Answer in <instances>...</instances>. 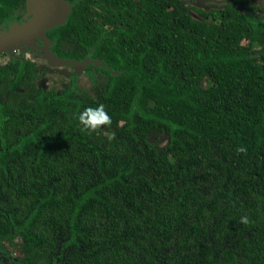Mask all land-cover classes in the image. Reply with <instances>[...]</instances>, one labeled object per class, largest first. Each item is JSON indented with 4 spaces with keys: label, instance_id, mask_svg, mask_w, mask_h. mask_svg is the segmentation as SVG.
Wrapping results in <instances>:
<instances>
[{
    "label": "trees",
    "instance_id": "16d2710c",
    "mask_svg": "<svg viewBox=\"0 0 264 264\" xmlns=\"http://www.w3.org/2000/svg\"><path fill=\"white\" fill-rule=\"evenodd\" d=\"M65 1L47 35L90 59L72 80L0 55L2 255L264 264V18L246 0L200 19L179 0ZM24 2L0 0V32ZM97 105L109 120L85 127Z\"/></svg>",
    "mask_w": 264,
    "mask_h": 264
},
{
    "label": "water",
    "instance_id": "95a60500",
    "mask_svg": "<svg viewBox=\"0 0 264 264\" xmlns=\"http://www.w3.org/2000/svg\"><path fill=\"white\" fill-rule=\"evenodd\" d=\"M48 1L53 4L51 11L45 4L43 10H40L35 5L34 0H28L29 12L33 15L32 19L25 24H14L7 31L0 32V55L10 53L23 46H31L36 39H40L45 42L44 52L52 64L54 63L58 66L66 64L73 65L74 67L79 66L83 70L84 65L88 61L84 63L66 61L50 51V43L46 36V31L65 24L71 10V5L65 0ZM61 9H65V12L62 13Z\"/></svg>",
    "mask_w": 264,
    "mask_h": 264
},
{
    "label": "flooded vegetation",
    "instance_id": "af4514ba",
    "mask_svg": "<svg viewBox=\"0 0 264 264\" xmlns=\"http://www.w3.org/2000/svg\"><path fill=\"white\" fill-rule=\"evenodd\" d=\"M180 1V3L182 4V5H184L185 7H187V8H191L190 9V12H191V14H201L202 12H204L201 8H200V6H196V5H194L192 2H188V3H186V1H183V0H179ZM193 1V0H192ZM210 1H213V0H210ZM238 0H228L225 4H223V5H218L217 7H210L209 5H207L205 8H207V12H209V11H211V10H214V9H222V8H224L225 6H227V5H229V4H232V3H234V2H237ZM263 1V3H264V0H262ZM34 2H35V5L38 7V8H40V10H43V8H44V2H43V0H34ZM225 2V1H224ZM69 4H71L70 2H68ZM208 3V2H207ZM72 5V4H71ZM248 7L249 8H251L252 9V7H250L249 5H248ZM196 10H199V11H196ZM253 11H254V9H252ZM255 12V11H254ZM257 15H259V17H261V18H264V9L262 10H260V12H255ZM32 17H33V15H32V13H30L29 12V7H28V0H25V2H24V5L23 6H21V8L17 11V12H15L14 14H13V17L12 18H10L8 21H6V22H3L2 23V27H3V30L4 31H7L12 25H14V24H25V23H27V22H29L31 19H32ZM51 30V29H50ZM49 31V30H48ZM48 31H46V36L48 37V35H47V33H48ZM48 40H49V43H50V45H49V48H50V51L52 52V53H54L53 51H52V46H53V43L50 41V39H49V37H48ZM36 42H38V43H41V45H42V53H40V56H37V58H27L26 56H24V57H17L16 55V53L18 52V51H21V52H26V51H28V49H29V47L30 46H23L22 48H20V49H15L14 51H12V52H10V53H7L11 58H14V59H18V60H21V61H23L24 59H31V60H34V61H38L39 62V73H44V74H46V77L48 78V79H51V77H49L48 76V69H51V68H57V69H60L59 67H56V66H53V65H51V63H50V60H49V58L45 55V52H44V48H45V42L44 41H42V40H40V39H36L33 43H32V45L34 44V43H36ZM31 45V46H32ZM36 54H38L39 55V53H36ZM55 55H56V53H54ZM45 56L48 58V60L45 58ZM1 59H2V61H0V63H2L4 60H6V58L7 57H0ZM47 60L48 61V63L47 64H43V61L44 60ZM85 61H88L87 63H90L91 61H90V59L89 58H86L85 60H83V61H81V62H79V61H77V62H79V63H84ZM71 62H75V61H71ZM86 63V64H87ZM97 63V62H96ZM85 64V65H86ZM84 65V66H85ZM58 66V65H57ZM84 68V67H83ZM76 69H77V67H74L73 65H71V68L70 69H68V68H65V70H68V71H70L71 72V74H73V73H75V72H77L76 71ZM78 70V69H77ZM82 70V69H81ZM53 71V69L51 70V72ZM73 72V73H72ZM74 77V76H73ZM73 77L72 78H68V77H66L67 79H69V80H72L73 79ZM52 82V81H51ZM45 84H46V79L44 78V79H42V81H41V84H40V87H42V88H44V86H45ZM75 87H77L78 88V90L80 91V92H82V91H84L83 89H85L87 86H84V84H79L78 86L77 85H75ZM12 258L11 259H7L5 256H3L2 255V252L0 251V259L3 261V262H7L8 264H24V258L25 257H23V256H21V257H18L17 256V254H13L12 256H11Z\"/></svg>",
    "mask_w": 264,
    "mask_h": 264
},
{
    "label": "rangeland",
    "instance_id": "374dc122",
    "mask_svg": "<svg viewBox=\"0 0 264 264\" xmlns=\"http://www.w3.org/2000/svg\"><path fill=\"white\" fill-rule=\"evenodd\" d=\"M183 1H186V3L192 2L194 5L200 6V8L205 13H207L208 10H207V8H205L207 5H209L210 7H217L218 5L225 4L228 0H213V1H210V0H193V1L192 0H183ZM246 1L249 4V6L252 7V9H254V11L257 12V13L260 12L261 9L262 10L264 9V3H263L262 0H246ZM61 12L64 13L65 12V9H61ZM202 15H203L202 13L199 14V15L198 14H195V13L193 14V16L196 19L202 18L203 17ZM36 53H39V55L36 54ZM40 53H42V45H41V43L36 42L32 46L29 47L28 51H26V52L18 51L16 53L17 54L16 56L17 57H21V58L24 57V56H26L27 58H37V56H40ZM47 60L45 59L43 61V64H47L48 61H49V60L48 61ZM0 61H2L1 58H0ZM51 65L57 66L54 63L53 64L51 63ZM52 69H53V71L51 72ZM77 69H76V71H80L81 70V67L78 66ZM47 72H48V76L51 77V78L59 77V76H64V77L72 78L74 76V73L73 72H72L73 74H71V72L68 71V70H65V68H60V69L51 68V69H48ZM87 74H89V73H87ZM94 75L97 77V81L99 82V84L103 83L104 77L100 73H97L95 71V74ZM49 84H51V82H49ZM84 86H88V82H85L84 83Z\"/></svg>",
    "mask_w": 264,
    "mask_h": 264
},
{
    "label": "clouds",
    "instance_id": "9594fccd",
    "mask_svg": "<svg viewBox=\"0 0 264 264\" xmlns=\"http://www.w3.org/2000/svg\"><path fill=\"white\" fill-rule=\"evenodd\" d=\"M79 120L85 127H96L97 125L107 122L109 120L108 114L104 110L103 105H97L96 107H88L79 115ZM242 220L246 219L241 217Z\"/></svg>",
    "mask_w": 264,
    "mask_h": 264
},
{
    "label": "bare ground",
    "instance_id": "6f19581e",
    "mask_svg": "<svg viewBox=\"0 0 264 264\" xmlns=\"http://www.w3.org/2000/svg\"><path fill=\"white\" fill-rule=\"evenodd\" d=\"M44 4L46 5V7L51 11L52 9V2L48 1V0H43Z\"/></svg>",
    "mask_w": 264,
    "mask_h": 264
}]
</instances>
